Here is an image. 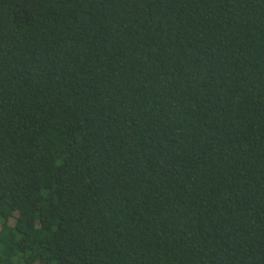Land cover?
Wrapping results in <instances>:
<instances>
[{"label": "trees", "instance_id": "16d2710c", "mask_svg": "<svg viewBox=\"0 0 264 264\" xmlns=\"http://www.w3.org/2000/svg\"><path fill=\"white\" fill-rule=\"evenodd\" d=\"M0 264H264V0H0Z\"/></svg>", "mask_w": 264, "mask_h": 264}]
</instances>
